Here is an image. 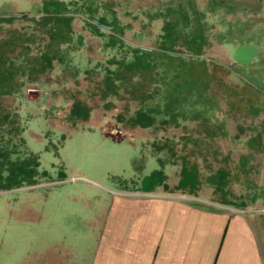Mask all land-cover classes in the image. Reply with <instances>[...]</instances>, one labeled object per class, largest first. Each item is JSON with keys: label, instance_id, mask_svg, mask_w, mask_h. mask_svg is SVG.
Instances as JSON below:
<instances>
[{"label": "rangeland", "instance_id": "rangeland-1", "mask_svg": "<svg viewBox=\"0 0 264 264\" xmlns=\"http://www.w3.org/2000/svg\"><path fill=\"white\" fill-rule=\"evenodd\" d=\"M242 44L264 0H0V264L88 260L115 189L264 209V51Z\"/></svg>", "mask_w": 264, "mask_h": 264}, {"label": "crops", "instance_id": "crops-1", "mask_svg": "<svg viewBox=\"0 0 264 264\" xmlns=\"http://www.w3.org/2000/svg\"><path fill=\"white\" fill-rule=\"evenodd\" d=\"M115 191L93 216L90 258L73 264H264V209H227L174 184Z\"/></svg>", "mask_w": 264, "mask_h": 264}, {"label": "water", "instance_id": "water-1", "mask_svg": "<svg viewBox=\"0 0 264 264\" xmlns=\"http://www.w3.org/2000/svg\"><path fill=\"white\" fill-rule=\"evenodd\" d=\"M263 51H264V46H257V45H252V44H242L235 48L234 59L241 64H249L254 60V58L258 54H260ZM215 205L238 211V209L229 207L226 205H221V204H215Z\"/></svg>", "mask_w": 264, "mask_h": 264}, {"label": "trees", "instance_id": "trees-1", "mask_svg": "<svg viewBox=\"0 0 264 264\" xmlns=\"http://www.w3.org/2000/svg\"><path fill=\"white\" fill-rule=\"evenodd\" d=\"M202 71H203L204 75H207L208 73H210L208 70H204V68H203ZM203 73H202V74H203ZM208 75H209V74H208Z\"/></svg>", "mask_w": 264, "mask_h": 264}]
</instances>
